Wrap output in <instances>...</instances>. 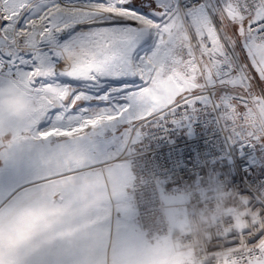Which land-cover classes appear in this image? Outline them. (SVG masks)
<instances>
[{
  "label": "snow or ice",
  "instance_id": "1",
  "mask_svg": "<svg viewBox=\"0 0 264 264\" xmlns=\"http://www.w3.org/2000/svg\"><path fill=\"white\" fill-rule=\"evenodd\" d=\"M197 103L221 108L234 138L264 139V0H0L8 195L67 138L103 154ZM241 198L248 218L216 250L264 264V191Z\"/></svg>",
  "mask_w": 264,
  "mask_h": 264
},
{
  "label": "built area",
  "instance_id": "2",
  "mask_svg": "<svg viewBox=\"0 0 264 264\" xmlns=\"http://www.w3.org/2000/svg\"><path fill=\"white\" fill-rule=\"evenodd\" d=\"M222 112L205 103L181 107L110 152V163L133 169L131 198L148 240L170 234L169 207L189 210L192 229L179 248L193 256L183 264H223L219 238L248 218L241 196L264 191V143L234 138ZM165 195L176 199L166 203Z\"/></svg>",
  "mask_w": 264,
  "mask_h": 264
},
{
  "label": "rangeland",
  "instance_id": "3",
  "mask_svg": "<svg viewBox=\"0 0 264 264\" xmlns=\"http://www.w3.org/2000/svg\"><path fill=\"white\" fill-rule=\"evenodd\" d=\"M126 140L103 154H89L74 145L75 137L67 138L71 147L49 154L21 176L13 194L0 181V224L22 209L41 208L23 248L0 242V264H25L42 250H49L45 264H179L178 255L139 229L129 190L131 167L109 162L112 148Z\"/></svg>",
  "mask_w": 264,
  "mask_h": 264
},
{
  "label": "clouds",
  "instance_id": "4",
  "mask_svg": "<svg viewBox=\"0 0 264 264\" xmlns=\"http://www.w3.org/2000/svg\"><path fill=\"white\" fill-rule=\"evenodd\" d=\"M40 214L41 208L36 205L22 209L15 217L5 220L0 224V242L23 248L30 232L38 226ZM180 259L188 260L189 254L183 253Z\"/></svg>",
  "mask_w": 264,
  "mask_h": 264
},
{
  "label": "crops",
  "instance_id": "5",
  "mask_svg": "<svg viewBox=\"0 0 264 264\" xmlns=\"http://www.w3.org/2000/svg\"><path fill=\"white\" fill-rule=\"evenodd\" d=\"M128 165L130 166V164ZM131 170H132V173H131V178H130V183H129V190H130V184L135 180V175H134L132 167H131ZM130 194H131V191H130ZM164 199L166 203H170L173 200H175L176 197L165 195ZM180 215L182 216V219L178 220V216ZM167 217L170 223V234L163 239L149 240V241H159L157 243L158 245H163L164 247L167 248L165 249L166 251L168 250L171 254L178 255L177 262H179V264H183L185 260L180 259L182 253H188L189 259L193 256V249L182 250L179 248L180 239L192 229V223H191V219L189 216V210L187 208L169 207L167 209Z\"/></svg>",
  "mask_w": 264,
  "mask_h": 264
}]
</instances>
